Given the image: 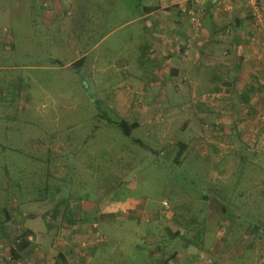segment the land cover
Listing matches in <instances>:
<instances>
[{"label":"crops","instance_id":"crops-1","mask_svg":"<svg viewBox=\"0 0 264 264\" xmlns=\"http://www.w3.org/2000/svg\"><path fill=\"white\" fill-rule=\"evenodd\" d=\"M122 1L137 13L133 35L141 74L128 73L130 84L116 104L130 122L158 126V137L185 146L181 156L204 172L197 199L201 219L190 221L191 200L183 201L180 211L167 199H152L158 206H150L146 199L101 194L71 198L50 212L41 206L46 199L36 198L21 215L14 204L10 220L0 226L8 249L18 228L29 233L23 258L8 262L2 257L8 252L0 249V264H264V225L241 233L228 218L240 221L241 208L249 215L248 209L259 210L264 202V40L252 10L243 0H228L222 7L207 2L196 27L187 14L190 0ZM259 9L264 18V0ZM4 11L0 6V16ZM57 17L53 9L42 12L46 23ZM5 32L11 46L12 36ZM238 178L254 189L226 191ZM48 216L69 232L49 225ZM113 229L122 236L114 237Z\"/></svg>","mask_w":264,"mask_h":264},{"label":"rangeland","instance_id":"rangeland-1","mask_svg":"<svg viewBox=\"0 0 264 264\" xmlns=\"http://www.w3.org/2000/svg\"><path fill=\"white\" fill-rule=\"evenodd\" d=\"M0 6L5 10L0 16V219L3 208L16 204L21 215L36 198L46 199L42 209L52 212L71 198L102 194L146 199L150 206H158L152 199H167L180 211L183 201L191 200L186 208L190 221L200 220L197 199L204 172L198 165L179 156L171 138L158 137V126L140 121L142 126L127 137L112 124L134 123L116 101L130 84L128 73L141 74L135 9L122 0H5ZM48 9L58 17L46 23L42 12ZM5 30L11 46H6ZM160 143L166 144L164 151ZM240 180H232L226 191L254 189ZM259 205V210L248 209L249 215L241 208L245 217L240 221L227 217L241 233L254 230L264 225V202ZM45 219L56 229L70 230L58 219ZM127 239L133 243L134 235ZM1 242L4 247L8 240Z\"/></svg>","mask_w":264,"mask_h":264},{"label":"built area","instance_id":"built-area-1","mask_svg":"<svg viewBox=\"0 0 264 264\" xmlns=\"http://www.w3.org/2000/svg\"><path fill=\"white\" fill-rule=\"evenodd\" d=\"M227 1L228 0H190L191 7L187 12L190 23L196 27L201 25V13H202V8L205 5V3L209 2L210 4L215 5L217 7H222ZM243 1H245L248 4L249 8L252 10L253 16L255 18L256 29L259 33H261L262 39L264 40V18L259 9V0H243ZM163 205L165 207L169 206L168 202L166 201L163 202ZM22 230L23 229L18 230L19 232H17L15 239H19L18 236L20 235V233H22ZM102 240L103 239L100 236V234L97 233V241L101 242ZM6 259L8 262L18 261V260L11 259L9 251L6 255Z\"/></svg>","mask_w":264,"mask_h":264},{"label":"trees","instance_id":"trees-1","mask_svg":"<svg viewBox=\"0 0 264 264\" xmlns=\"http://www.w3.org/2000/svg\"><path fill=\"white\" fill-rule=\"evenodd\" d=\"M81 63H82V60L80 59L75 65L81 64ZM112 124L118 126L123 131L124 135L127 136V137H131L132 131L135 128L139 127V125L137 123L130 124L126 120H120L119 122H112ZM134 141L136 143L140 144V146H142V147H147L139 139H134ZM184 148H185L184 145H183V147L180 148L179 156L183 152ZM2 212H3L4 220H2V218L0 219V226L3 227L4 223L6 222L5 219H7L9 217V210H8V208H3ZM17 232H19V231H17ZM18 237H19V239H14L13 244L9 248L10 257H11L12 260H20V259H22L23 258V257H21L22 252L27 248V245L29 243L28 242L29 233H27L26 230L23 229L22 233H20V235Z\"/></svg>","mask_w":264,"mask_h":264}]
</instances>
